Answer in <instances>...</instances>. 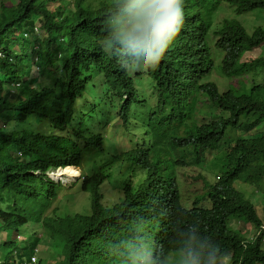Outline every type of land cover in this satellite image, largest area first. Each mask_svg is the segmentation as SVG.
<instances>
[{
  "label": "trees",
  "instance_id": "1",
  "mask_svg": "<svg viewBox=\"0 0 264 264\" xmlns=\"http://www.w3.org/2000/svg\"><path fill=\"white\" fill-rule=\"evenodd\" d=\"M222 1L236 13H264V0ZM107 12L108 0H0V264H15L4 250L9 236L37 222L41 234H28L20 248L23 256L46 244L48 257L37 264H124V245L137 234L169 255L174 232L191 223L218 245L222 264H264V215L234 185L264 184V27L248 32L224 17L210 42L206 13L185 25L156 70L137 74L98 45ZM212 46L224 53L222 93L204 81L214 67ZM240 99L245 106L229 103ZM135 103L147 105L140 119L147 134L120 151L100 130ZM43 124L50 131L41 132ZM228 130L239 136L229 140ZM206 149H217V179L204 180L201 195L190 190L198 197L186 207L176 166L187 154L203 166ZM100 155H109V174L117 163L122 196L109 206L98 192L102 180L91 179L78 186L89 193L88 210L57 213L52 200L63 186L32 171ZM235 220L252 234L232 228Z\"/></svg>",
  "mask_w": 264,
  "mask_h": 264
},
{
  "label": "clouds",
  "instance_id": "2",
  "mask_svg": "<svg viewBox=\"0 0 264 264\" xmlns=\"http://www.w3.org/2000/svg\"><path fill=\"white\" fill-rule=\"evenodd\" d=\"M221 3L227 4L228 7H224L221 12H219L216 18V26H214L215 19L213 14L219 10ZM228 8H230L236 15L245 13H236L234 6L222 0H208L206 2L198 1L197 3L196 0H108V12L104 17V35L98 40V45L105 54L116 57L121 67L125 70L134 69L138 72L147 73L149 70L154 71L158 68L176 38L183 33L185 25L206 13H209L211 19L208 35L211 37L212 41H214L213 37L215 38V36L213 32L222 26L223 23L221 20L228 12ZM222 14L224 15L218 20V17ZM226 18L238 21L234 17ZM224 29L227 31L225 25ZM214 50L215 48L212 46L211 51L214 55L211 56L214 67L204 81L213 82L216 85L218 92L222 93L225 92L227 88H220L211 76L214 73H218V75L221 76L219 66L224 53L217 48L215 50L216 52ZM231 82L234 81L231 80ZM229 103L235 104L239 107L246 105L242 99ZM86 107L88 108L89 106L86 105ZM146 107L147 105L139 106L138 103H135L134 105L125 108V110L119 114H116V116L107 124L108 127L100 130L106 134L108 128L111 127L113 135L108 136L106 134V136L111 137L106 141V144H114L117 148L119 145L120 151H127L131 149L134 143L133 140H136L137 137L143 140L142 136L147 134V132H144V127L140 126V119L147 114ZM87 111L91 110H84L85 113ZM169 117L172 119L173 123H178L180 127L182 126L173 115L169 114ZM40 130L41 132H45L46 130L50 131L45 124L40 126ZM116 132L125 135L129 144L127 145L116 141L113 137ZM225 136L229 140H232L239 136V132L237 130H228ZM74 142L78 143L79 146H83L84 144L82 140L78 139L74 140ZM14 153L16 154L14 156L22 157L20 151H14L12 155ZM206 156H210V158L206 160ZM217 156V149H206L201 154V157L205 162L204 165L213 161L214 157ZM108 158L109 155H100L91 160H82L77 164L63 163L57 166H52L49 169H35L32 172L34 175H39L43 180H50L53 183L61 184L63 186L61 191L65 189L64 181L61 178L64 174L59 173L66 167H71L74 174L65 176L70 177L73 181L71 184H75L77 187L79 184L82 185L91 179L102 180L98 186V192L105 203L107 202L104 199L101 187L103 184L112 183V189L116 191L117 198L114 202L109 204V206H111L122 196V189L120 186V179L118 178L117 163L112 166L110 174L105 170L104 161L108 160ZM193 160L194 158L190 154H187L183 163H179L176 166L177 175L178 168L186 167L189 163H192ZM127 167L128 165L124 168V173L127 171ZM61 191L57 192L56 197L52 200L53 204L51 203L53 206H57V213H60V210L64 208L58 204H54L59 200L58 195ZM81 191L87 194L86 208L83 211H69L68 209H65V211L67 210L68 212L73 213L85 212L88 210L89 193L87 190ZM195 197L198 196H193L192 198L194 199ZM192 200L190 201V205ZM65 211L60 214H63ZM140 220L142 222L144 221L143 218H140ZM231 227L234 228L232 224ZM36 229H40V233H37ZM2 232L5 235L8 234L6 231ZM203 232V229L199 228L197 223L180 226L179 232H174L172 242L169 244L168 250L171 251L169 255H167V252L160 255L147 242L143 235L137 234L124 245L126 254L124 264H222V260L226 259H222V253L218 245ZM28 234H31L32 238H34L35 234L39 236L41 234L40 222L32 225H25L22 233H15L9 236L13 239V243L9 246V256L11 251L15 264H37L39 259L38 258L36 261L35 257L37 247L40 244H43L47 249H50L46 244L40 243L29 255L21 256L20 248L27 245ZM112 236L115 238L114 234ZM119 239L123 241V234L119 236ZM47 257L48 254L46 256H41L40 258ZM43 264L50 263L47 261Z\"/></svg>",
  "mask_w": 264,
  "mask_h": 264
},
{
  "label": "rangeland",
  "instance_id": "3",
  "mask_svg": "<svg viewBox=\"0 0 264 264\" xmlns=\"http://www.w3.org/2000/svg\"><path fill=\"white\" fill-rule=\"evenodd\" d=\"M3 1H8V0H3ZM50 8H53L52 4H49ZM224 7H228L227 4L221 3L219 10L213 14L214 16V26H216V18L219 12ZM224 14L220 15L218 17V20L223 16ZM259 16V17H257ZM225 17H234L236 18L245 28L248 32L252 30V26L255 25H262L264 27V13L259 11L258 9L248 12V13H243L240 15H236L232 12L230 8H228V12L226 13ZM210 42H212V39H210ZM215 51V50H214ZM216 52V51H215ZM248 58V56H245L244 59ZM139 72L137 71V74ZM211 78L217 82L220 88H225L227 84V80L222 78L221 76L218 75V73H214ZM86 113L93 114V111H87ZM106 134L108 136L113 135L111 131V127L108 128L106 131ZM114 139L120 143H125L129 144V141L120 132L114 133ZM14 155H16L14 153ZM210 156H206V160L209 159ZM213 161H220L218 159L213 160ZM205 164V162L203 163ZM178 171V179H179V184H180V189L181 192H184L185 196H182V203L185 206H190V201L193 199L189 193L190 190H193L195 195H201L204 192L203 184L204 180L213 182L217 178L214 175V169H213V164L212 161L207 163L206 165L200 166L197 164H192L189 163L186 167H181L177 169ZM71 175V174H70ZM62 180L64 181V186L65 189L62 190L59 195H58V201H56L54 204H58L64 208L60 210V213L65 211V209H68L69 211H83L86 208L87 205V194L85 192H82L77 185H72L71 183L73 182L72 179L68 176H61ZM62 183V181H61ZM234 185L243 190L244 194L247 195L253 204L255 205L256 211L258 215H264V184L261 189L256 190L254 187H250L248 185H243L239 182H235ZM206 190V189H205ZM101 191L104 195V199L106 200L107 204H111L114 202L117 198V193L115 190L112 189V183H106L103 184L101 187ZM261 192V193H260ZM261 194V195H260ZM262 201V203H258ZM232 226L235 229H238L241 227L242 232H246L245 235H248V237L252 234L254 231V228L251 226L243 223V222H238L234 221L232 223ZM37 233H40V229H36ZM1 235L0 234V240H1ZM5 252L6 255L9 257V248L5 247ZM50 252V249H47V247L43 244H40L37 247V252H36V261L40 256H46L47 253Z\"/></svg>",
  "mask_w": 264,
  "mask_h": 264
},
{
  "label": "bare ground",
  "instance_id": "4",
  "mask_svg": "<svg viewBox=\"0 0 264 264\" xmlns=\"http://www.w3.org/2000/svg\"><path fill=\"white\" fill-rule=\"evenodd\" d=\"M59 174H64V175H68V176H70V174H71V175L74 174V171L71 170V167H66V168L63 169ZM59 174H58V176H59Z\"/></svg>",
  "mask_w": 264,
  "mask_h": 264
}]
</instances>
